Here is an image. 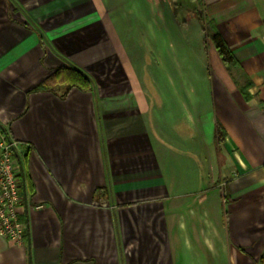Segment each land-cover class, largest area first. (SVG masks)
Returning <instances> with one entry per match:
<instances>
[{"label":"crops","instance_id":"crops-1","mask_svg":"<svg viewBox=\"0 0 264 264\" xmlns=\"http://www.w3.org/2000/svg\"><path fill=\"white\" fill-rule=\"evenodd\" d=\"M143 1L197 42L172 104L148 72L161 45L139 49L121 0H0V126L26 184L25 244L0 235V264H261L264 0ZM102 189L112 222L90 206Z\"/></svg>","mask_w":264,"mask_h":264},{"label":"rangeland","instance_id":"rangeland-1","mask_svg":"<svg viewBox=\"0 0 264 264\" xmlns=\"http://www.w3.org/2000/svg\"><path fill=\"white\" fill-rule=\"evenodd\" d=\"M121 2L130 8L126 9L125 12L133 21L130 27L132 31L131 37L133 36L139 49L145 51V49H149L151 46L153 48L156 43L161 45L162 59L159 58L161 60L160 69H158L159 65L156 66L154 59L150 57L152 67L148 69V72L152 76L156 75L157 80L163 84L161 91L162 95H164V100L172 104L176 93L186 92V85L184 86L182 83L185 84L187 80H192L196 83V79H193V76L190 77V72H187L186 69L188 66L189 69L191 68L190 66H194V70L197 69L196 66H198V61L200 60L197 42L191 43L188 39H183L182 34L184 33V29L180 28L181 26H178L176 23L171 5L169 7L168 3L166 4L164 2L163 4V21H161L158 14V7L154 10L152 8L151 10L148 6L149 3L143 0H140V4L136 0H121ZM184 6L178 12L179 19L190 20L192 18L191 9L187 7L186 3H184ZM177 36L183 40L177 39ZM157 47L160 48V46ZM182 85L184 86V90H182ZM97 194L99 195L98 201L92 202L90 206L98 210L100 215L110 214L111 222L114 221L113 212L117 208L110 203L108 193L102 189L97 190ZM111 224L112 226L114 225V223ZM87 230V243L90 244L91 232L89 223ZM114 231V236H117L115 228ZM114 251L117 256V261L120 263V249L115 247ZM99 260H102V264H116V262L107 263L106 260L108 258L106 256L100 257Z\"/></svg>","mask_w":264,"mask_h":264},{"label":"built area","instance_id":"built-area-1","mask_svg":"<svg viewBox=\"0 0 264 264\" xmlns=\"http://www.w3.org/2000/svg\"><path fill=\"white\" fill-rule=\"evenodd\" d=\"M17 153V142L0 126V235L13 244L23 245L26 223L18 207L25 201L26 184Z\"/></svg>","mask_w":264,"mask_h":264},{"label":"trees","instance_id":"trees-1","mask_svg":"<svg viewBox=\"0 0 264 264\" xmlns=\"http://www.w3.org/2000/svg\"><path fill=\"white\" fill-rule=\"evenodd\" d=\"M200 21L202 19L200 18ZM211 39L214 43V46L216 47L222 61L225 64H235V59L233 55L231 54L228 46L226 45L225 41L222 39L220 34L218 32L211 33ZM67 70H72L71 68H67ZM75 74H73L72 78H70V74H67L68 77V84L73 87H77L82 91L90 90L92 86V80L91 78L86 74L81 72L80 70H74ZM72 79V80H70ZM223 137V133H221L220 130L217 129L216 131V139L218 141H221ZM261 264H264V256L261 259Z\"/></svg>","mask_w":264,"mask_h":264}]
</instances>
